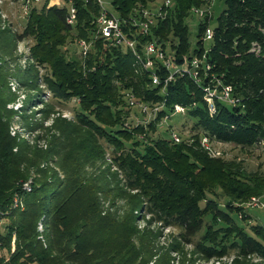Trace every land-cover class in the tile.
<instances>
[{
	"label": "trees",
	"instance_id": "trees-1",
	"mask_svg": "<svg viewBox=\"0 0 264 264\" xmlns=\"http://www.w3.org/2000/svg\"><path fill=\"white\" fill-rule=\"evenodd\" d=\"M50 1L30 10L23 34L14 40L35 41L30 59L47 72L43 81L54 98L64 102L76 98L78 125L87 134L80 133L84 138L71 147L89 154L93 162L102 159L105 144H109L124 181L116 184L115 193L124 200L128 194L134 195L131 200L137 199L136 211L150 215L165 228L180 229L189 243L202 236L201 250L206 254L225 258L228 248L224 242L234 235L231 250L264 261L263 231L255 228L248 234L232 218L233 209L225 212L213 200L204 208L199 205L210 189L235 188L238 194L236 181L240 180L225 162L210 158L198 146L202 135L243 148L264 138V0H171L168 8L163 6L166 15L157 17L147 33L133 21L142 20L140 9L151 11L160 0H110L124 34L137 41L140 54L145 45L155 43L169 49L178 64L184 57L206 56L212 76L204 84L215 75L242 99L235 107L218 102L213 115L202 90L188 76L178 75L166 84L168 72L160 65L162 83L154 85L151 72L142 69L132 50L103 38L97 24L103 10L98 0H63L60 6H50ZM205 6H211L213 15L211 19L196 18L197 43L193 46L188 20L195 18L194 7ZM218 8L222 10L216 19ZM72 9L76 20L69 24ZM209 25L215 37L207 48L203 37ZM82 42L90 45L86 55L76 52L82 50ZM255 44L261 50L259 55L252 52ZM29 74L33 77L26 80L25 87L37 91L39 75L31 69ZM128 94L137 102L160 108L156 121L126 128L132 110ZM12 102L0 67V211L3 220L9 221L0 233V249L6 252V256L0 255V264H148L134 239L139 232L134 226L135 212L121 216L107 210L104 188L77 167L74 151L63 157L61 152L55 154L53 162L51 154L34 153L25 138L11 131L15 112L8 105ZM176 106L184 108L185 118L195 121L203 132L196 135L193 145L153 139L150 134L157 133L158 123L171 113L176 116ZM71 128L77 127L63 125L59 133L72 135ZM127 141L132 142L131 147ZM58 157L67 161L63 166L68 172L62 168L65 178L57 186L48 184L44 176L30 193L22 190L32 168L43 162L57 165ZM205 173L211 177L205 178ZM16 196L22 200V208H13ZM207 214L209 218H204ZM207 219L223 226H211Z\"/></svg>",
	"mask_w": 264,
	"mask_h": 264
},
{
	"label": "rangeland",
	"instance_id": "rangeland-1",
	"mask_svg": "<svg viewBox=\"0 0 264 264\" xmlns=\"http://www.w3.org/2000/svg\"><path fill=\"white\" fill-rule=\"evenodd\" d=\"M62 2L63 0H51L50 6H60ZM102 2L106 10L113 13L114 16H118L110 0H102ZM164 2L165 0H160L152 6L158 7L163 5ZM44 4L45 0H0V67L3 70L9 92L13 96V102L8 105V109L15 112L11 131L25 138L34 153L40 151L41 153H48V155L51 154L49 157L52 162L56 159L55 154L61 152L63 157L74 151L77 167L85 175L92 177L94 180L97 179L104 188L103 200L105 201L106 209L114 214L120 213L121 216H128L132 214V211L135 212L136 215L133 218L134 226L138 228L139 232L134 234V239L143 248L141 253L147 256L146 262L148 264H264V261L258 257H243L239 251L231 250L236 242L234 235H230L224 242V244H227L228 254L225 258L217 259L201 250L200 244L204 241L202 236L189 243L183 239L180 229L174 227L165 228L161 223H156L150 215L136 211L134 204L137 199L135 198L134 202L131 200L134 195L128 194V198L124 200L115 193L116 184L124 181L114 165L113 154L115 151L110 149L109 144H105L106 152L102 159L93 162H90L89 154L78 152V150L71 147L74 144H80L77 139L84 138L80 133L87 134L85 131H81L83 128L78 125L79 119L76 115L78 103L76 98H73L70 102L59 101L54 98L43 81L47 72L43 69L40 70L30 59V51L34 47L35 41L31 38L22 42H15L14 40L16 35L23 34L30 10L34 7L40 9ZM154 8H151V11ZM221 10L222 8L216 9V19L219 17ZM211 11L213 15V9ZM196 20V18L188 20L193 46H196L197 43ZM212 25L215 26V23L213 22ZM69 43L67 44L68 48L70 47ZM205 46L208 48L210 43L207 42ZM260 51L258 45L252 46V52H256L259 55ZM76 52L80 54L82 50L78 48ZM166 52L171 53L169 49ZM30 69L39 75L40 87L37 91H32L25 87L26 80L33 77V75L29 74ZM211 76L203 69L200 70V85L198 87L203 92L204 100L206 96L204 88L216 90L219 96L224 91V89L217 86L218 79L215 75L214 79L209 81V84H204V80H209ZM233 96L241 102L242 99L236 96L234 91ZM218 102L221 101L215 99V107ZM205 103L210 111L206 100ZM215 111H217V108ZM130 113L129 120L125 122L126 128L131 124L134 126H143L142 124L148 126L153 123L151 121L145 122V119L138 115L140 112L137 113L134 109ZM175 115L177 117L171 113L170 117L158 123L157 133H150L152 138L158 139L161 137L162 139L169 138L173 140L172 137L175 135L181 139V143L186 141L193 145L199 134L203 133L202 130L195 126V121L185 118V113ZM63 125L76 126L77 128H71L74 133L64 137V135L59 133ZM126 143L128 146H132V142L127 141ZM205 145H209V149H206ZM198 146L210 158L220 159L225 162L228 169L231 168L233 176H238L237 179L240 180L236 181L239 188L238 194L235 188L228 189L229 191L221 187L210 189V192H207L206 201L202 200L199 202L201 208L205 207L206 202L213 200L225 212L229 211L227 209H233L235 214L232 215V218L248 234L252 235V231L255 228L264 233V138L258 140L252 147L243 148L233 143L211 140L207 136L202 135ZM197 149L195 146V150ZM61 158H57V165L43 162L40 166L32 168L31 175L27 181V183L31 184L32 189L36 185H40L44 176L47 183L54 186H57L65 178L63 169L67 171L66 167L64 168L67 161ZM117 175L118 177L116 178ZM203 176L205 178L211 177L207 173ZM233 186H236V184H233ZM242 190H244V194L240 195ZM204 218H209V214ZM207 222L211 226L214 224L217 228L223 226L220 222H213L212 224L209 219H207ZM8 223L9 221H4L3 229ZM0 255L6 256V252L0 249Z\"/></svg>",
	"mask_w": 264,
	"mask_h": 264
},
{
	"label": "built area",
	"instance_id": "built-area-1",
	"mask_svg": "<svg viewBox=\"0 0 264 264\" xmlns=\"http://www.w3.org/2000/svg\"><path fill=\"white\" fill-rule=\"evenodd\" d=\"M98 3L103 7L102 13L100 14L97 24L99 25V32L103 38L108 41L113 42L115 45L121 46L123 49H130L136 56V59L143 70L151 72L150 77L154 85H160L162 80L158 73V70L164 69L168 72V77L165 79V83L173 81L176 76H188L190 79L194 81V83L199 86L200 85V70L203 69L208 73L211 68L210 65L205 61L206 56L204 55L203 58H193L189 59L188 57L183 58V63L178 64L175 61L174 54L170 52H166L162 48L161 45L155 43H149L143 47V55L137 52V41L131 40L127 37L123 29L121 27L120 19L114 15H111L103 6L102 0H98ZM171 5V0H165L163 5H159L155 7L152 11L149 9H140V14L142 17L141 21L134 19V26L139 27L144 33H147L152 25L155 24L156 18H162L166 15L163 6L168 8ZM211 6L205 7H194L192 9V15L197 19H205L208 17L209 19L212 18V11ZM76 20V10L72 9L70 13V17L68 18L69 24H74ZM215 37L214 29L209 25L206 28L205 35L203 37L204 42L213 41ZM89 46L87 43L82 42L81 48L83 54L89 50ZM217 86L224 89L223 94L219 96L216 93V90H211L210 88H204L206 92L205 100L209 104L210 113L213 115L216 111V107L214 105L215 99H218L221 102L227 103L230 106H237L240 103V100L233 96V89L230 86H223L220 81H217ZM128 101L130 104L131 109H134L143 119L145 122H154L157 119L158 112L160 108L158 107H149L144 103L137 102L134 96L128 94ZM176 114H184L185 109L181 106H176L175 108ZM151 124V123H150ZM145 126L144 124H142ZM173 141L177 144L181 143V139L177 136H173ZM207 141V140H206ZM206 149H209V145H205ZM22 190L24 192L30 193L32 191V187L30 183H26L23 185ZM23 202L22 200L16 196L14 200V209L22 208ZM3 214L0 211V233H3V225L4 220L2 218ZM42 230V227H40Z\"/></svg>",
	"mask_w": 264,
	"mask_h": 264
},
{
	"label": "crops",
	"instance_id": "crops-1",
	"mask_svg": "<svg viewBox=\"0 0 264 264\" xmlns=\"http://www.w3.org/2000/svg\"><path fill=\"white\" fill-rule=\"evenodd\" d=\"M53 5V4H52Z\"/></svg>",
	"mask_w": 264,
	"mask_h": 264
}]
</instances>
